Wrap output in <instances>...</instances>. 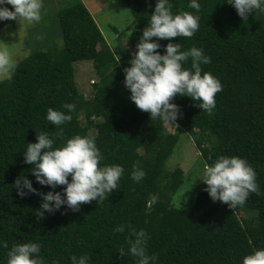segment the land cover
<instances>
[{
    "label": "trees",
    "instance_id": "1",
    "mask_svg": "<svg viewBox=\"0 0 264 264\" xmlns=\"http://www.w3.org/2000/svg\"><path fill=\"white\" fill-rule=\"evenodd\" d=\"M136 20L129 35L135 50L156 0H124ZM189 0H170L172 11L194 12ZM199 28L192 37L169 38L181 50L196 46L211 58L201 65L219 78L223 87L216 105L202 111L188 96L177 94L175 126L195 136L202 159L240 156L255 169L262 195L250 193L245 203L230 209L213 201L203 189L188 205L174 200L190 182L181 167L168 170L166 163L179 140L178 131L167 130L165 120L151 119L129 99L123 69L130 57L120 46L112 47L84 2L58 12L59 31L52 44L41 46L16 63L10 80L0 81V240L36 242L47 264H71L72 255L87 254L89 264H136L127 253L130 229H144L150 239L147 253L155 264H241L242 258L264 247V13L238 16L226 0H198ZM112 28L117 31L115 26ZM152 39H156L153 37ZM163 46L168 39L160 40ZM163 54V47L158 49ZM93 62L97 80L86 96L75 78V63ZM190 67V59L184 64ZM71 120L56 127L45 119L49 107ZM55 146L76 134L91 135L103 154V164H119L124 172L117 189L103 201L81 203L78 211L65 206L54 212L40 209L37 194L21 197L15 181H32L40 192L61 191L40 185L24 163L26 144L36 142L38 131L60 132ZM133 164L145 171L139 182L130 177ZM70 179V176H69ZM154 199V203L149 204ZM120 224L124 232H114ZM8 248L0 247V264Z\"/></svg>",
    "mask_w": 264,
    "mask_h": 264
},
{
    "label": "clouds",
    "instance_id": "2",
    "mask_svg": "<svg viewBox=\"0 0 264 264\" xmlns=\"http://www.w3.org/2000/svg\"><path fill=\"white\" fill-rule=\"evenodd\" d=\"M233 6L244 21L249 13H264V0H226ZM3 5H11L9 10ZM187 7L194 12L172 11L170 0H156L154 11L142 29V35L135 45V51L129 61L130 66L123 69L124 87L129 91V99L137 108L150 114L151 119L160 118L175 121L179 114V106L172 102L173 98L188 96L202 111H211L216 105V94L222 90L219 78L201 65L210 63L211 58L204 54L202 48L192 46L181 50L180 42H172L169 38L192 37L199 28L200 3L189 0ZM43 8V0H0V21H25L28 24L39 22ZM155 37L156 39H152ZM168 39L161 45L160 40ZM163 47L161 54L157 51ZM190 59V67L184 64ZM16 70V61L8 44L0 45V81L10 80ZM63 111L49 107L45 119L59 127L71 120L74 105L65 103ZM60 132L50 136L48 131H38L36 142L26 144L23 160L32 165L31 172L40 185L55 189L64 185L61 191L40 192L33 187L32 181L20 176L15 181L19 196L37 194L42 198L40 216L45 211L54 212L65 206L78 211L81 203L93 200L103 201L106 194L117 189L124 168L119 164H103L104 157L100 152L95 137L76 134L67 138L59 146H55ZM256 171L243 157L220 155L212 163L201 161L198 179L205 184L203 189L215 202L227 204L230 209L245 203L250 193L262 195L256 182ZM70 176V179H69ZM145 176L143 168L133 164L131 179L139 182ZM192 187V186H191ZM191 189V188H190ZM189 190V189H188ZM185 193V192H184ZM183 193V194H184ZM154 199L148 203H154ZM126 225H117L114 232H124ZM133 239L128 241L127 253L119 249L121 255H130L136 264H155L156 254L147 253L149 234L144 229H130ZM0 247L8 248V242L0 240ZM40 245L36 242L13 243L6 253V264H47L39 255ZM71 264H89L88 255H72ZM51 264H57L55 260ZM241 264H264V247H258L245 255Z\"/></svg>",
    "mask_w": 264,
    "mask_h": 264
},
{
    "label": "rangeland",
    "instance_id": "3",
    "mask_svg": "<svg viewBox=\"0 0 264 264\" xmlns=\"http://www.w3.org/2000/svg\"><path fill=\"white\" fill-rule=\"evenodd\" d=\"M78 1L43 0L41 20L32 24L8 19L0 21V45L8 44L9 50L17 63L41 46L52 44L54 36L59 31V10ZM80 1L88 7L109 44L114 48L120 46L132 57L135 50L129 43V35L136 29V20L124 0ZM3 6L11 10V5ZM112 26H115L117 31ZM75 69L76 82L85 95L88 96L92 82L97 80L93 62L89 60L78 61L75 63ZM165 126L170 132L178 131L179 135L178 143L168 159L166 167L168 170L177 167L183 168L186 182H190L180 194L175 196L174 200L180 205H188L204 184L197 180L201 161L204 160L196 146L195 136H190L187 131L175 126L172 121H166Z\"/></svg>",
    "mask_w": 264,
    "mask_h": 264
},
{
    "label": "water",
    "instance_id": "4",
    "mask_svg": "<svg viewBox=\"0 0 264 264\" xmlns=\"http://www.w3.org/2000/svg\"><path fill=\"white\" fill-rule=\"evenodd\" d=\"M11 10H13L12 6H11Z\"/></svg>",
    "mask_w": 264,
    "mask_h": 264
}]
</instances>
